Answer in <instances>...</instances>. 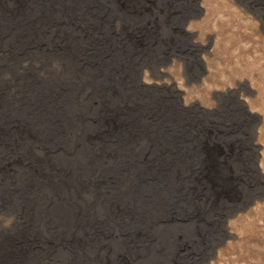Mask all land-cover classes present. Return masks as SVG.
<instances>
[{"label":"rangeland","instance_id":"374dc122","mask_svg":"<svg viewBox=\"0 0 264 264\" xmlns=\"http://www.w3.org/2000/svg\"><path fill=\"white\" fill-rule=\"evenodd\" d=\"M18 1L0 8L23 57L0 77V264H264V0ZM34 44L55 52L30 62ZM77 59L80 109L60 92ZM73 126L100 146L63 145Z\"/></svg>","mask_w":264,"mask_h":264},{"label":"bare ground","instance_id":"6f19581e","mask_svg":"<svg viewBox=\"0 0 264 264\" xmlns=\"http://www.w3.org/2000/svg\"><path fill=\"white\" fill-rule=\"evenodd\" d=\"M114 1H116V0H114ZM132 1V2H131ZM131 1H128V4L126 5V8L128 7V6H130V8H129V10H131V12H133V11H135V10H137L138 9V11H140L141 9H145L146 7H150L151 6V3L149 2V0H131ZM24 5V3H20L18 0H0V8L4 11V13L5 14H13V13H16V12H18L21 8H22V6ZM60 14V13H59ZM82 20V19H81ZM61 27L58 25L57 26V30L54 32V26H53V34H52V37H49L50 39H49V44H51L52 43V41H56L57 39H55V37L58 35H56V32L60 29ZM49 30H50V32H51V29L49 28ZM64 30H67V29H64ZM49 32V33H50ZM42 35V34H41ZM63 35V34H62ZM65 35V34H64ZM61 36V35H60ZM7 37H6V33H4V32H0V53L1 52H3L4 54L5 53H8V55L7 56H9L10 58H14L13 60L11 59L10 60V58L9 57H7V59L8 60H6L7 62L8 61H10L9 62V65H6V69H1L0 68V77H1V75H3L2 73H8V74H10V76L11 75H14L13 74V71H12V67H14L13 66V64L15 63V61L14 60H22L23 59V57H19V56H17L16 55V52H17V49H15V48H8V47H6V49L5 48H3L2 47V44L1 43H3V41L6 39ZM29 38H31V37H29ZM44 38V37H43ZM33 39V38H32ZM38 40V39H37ZM48 40V39H47ZM15 41V40H14ZM18 41V40H17ZM54 41V42H55ZM8 42V41H7ZM13 42V41H12ZM8 44V43H7ZM6 44V45H7ZM17 44V43H16ZM15 45V44H14ZM48 46V45H47ZM28 48V47H27ZM32 50H34L32 53V56L30 55L31 54V52L30 53H26L25 55V57H26V60H29L30 62L31 61H33V58L32 57H40L42 54L44 55L43 57H40V58H44V57H48L49 55H48V51H47V49H50V51H52L51 53H53V52H55V50H54V48H53V46H51V48H49V47H45V46H43V45H36V44H34L33 46H32V48H31ZM10 52V53H9ZM63 52V51H62ZM82 52V51H81ZM51 56L53 55V54H50ZM172 56V55H171ZM171 56H169V57H171ZM62 57V56H61ZM85 57L87 58V54L85 53ZM0 59L2 60L3 58L0 56ZM46 60V58H44V59H42V60H39V63H44V62H46L45 61ZM81 61V60H80ZM80 61H78V59L74 62V64H73V67L72 66H70L71 67V70L70 71H72V74H73V76H72V78H71V83H70V85L69 86H67V87H65V88H62L61 89V93L62 94H66V93H68V94H71L72 96H73V98L74 99H77V104H76V106L78 107L77 109H80V108H82V105H80V103H83V102H79V97H80V94H82V93H84V92H82V88H81V84H80V81H79V77L81 76V75H83V73H82V70H80L81 69V67L83 66H78L77 67V65L79 64V62ZM2 62V61H1ZM7 62H5V64L7 63ZM47 64V63H46ZM65 64V63H64ZM0 65H1V63H0ZM68 65V64H67ZM80 65V64H79ZM48 66V65H47ZM19 68H21L20 67V64H19V66L16 68L17 70L19 69ZM70 69V68H69ZM68 69V70H69ZM22 71H27V68H24V66H23V69H22ZM18 74V73H17ZM21 74V73H20ZM6 76V75H5ZM16 76V75H15ZM70 78V77H69ZM31 82V81H30ZM28 83V80H23L22 81V84H21V87H23L24 88V90H25V92H26V88H25V86H26V84ZM39 87V86H38ZM34 88V87H33ZM69 89V90H68ZM30 90H31V88H30ZM84 90V89H83ZM73 92V93H72ZM49 95V94H48ZM55 95V94H54ZM76 96H78V97H76ZM88 96H90L89 94H84L83 96H82V101H84V100H86L87 98H88ZM56 97H57V94L55 95V97L53 98V99H55L56 101L58 100V99H56ZM52 99V98H51ZM47 100H48V102L46 103V106H45V108H44V112H45V114H46V116H47V118L48 119H50L51 120V122L52 123H55L56 124V122L58 121V108H56L55 109V107L54 106H56V105H54V106H52L51 104H53V101H51L50 99H49V97L47 98ZM15 101V100H14ZM44 101V100H43ZM46 102V101H45ZM83 105H85L86 106V103H84ZM87 107V106H86ZM91 108V107H90ZM81 112V111H80ZM89 115V114H88ZM84 116V115H83ZM91 118H93V117H91ZM95 118V117H94ZM78 120V119H77ZM78 122V121H77ZM82 123V125H83V123L84 122H81ZM93 123V122H92ZM57 126V125H56ZM74 127V126H73ZM76 128V129H75ZM73 131L74 132H71L70 133V131H68V133H67V138H64V141H62V143L64 142V144L63 145H66V146H68V140L70 139V138H73V137H75V139L77 140H80V139H86V140H88V141H90V144L92 145V146H95V144L97 143V145L98 146H100V142H99V139L100 138H95L94 137V135L92 136V135H86L87 134V132L85 131V129H80L79 127H74V129H73ZM84 132H86V134L84 133ZM92 133V132H91ZM22 133H19L18 134V138L20 139L19 140V142L21 143L22 141H25V140H29V143L32 141V139H31V137L29 138V136L27 135V134H23V135H21ZM30 135V134H29ZM72 135H73V137H72ZM92 136V137H91ZM49 142V141H48ZM28 143V144H29ZM44 143V142H43ZM69 143H71V144H74L73 145V149H74V147H75V145L77 144L76 143V141L74 142V141H72L71 142V139H70V141H69ZM35 144L36 145H38V142L36 141L35 142ZM45 144V143H44ZM65 146V147H66ZM70 146V145H69ZM43 147V146H42ZM53 150V149H52ZM84 150V149H83ZM51 151V150H50ZM73 151V150H72ZM82 151V150H81ZM69 152H70V150H69ZM55 155V154H54ZM79 155V154H78ZM23 156V155H22ZM69 157V156H68ZM71 159V158H70ZM101 161V160H100ZM73 162V161H72ZM205 162V161H204ZM220 162V160L217 162V160L216 159H214V158H211V156H208L207 157V163H205V166H206V169H205V172L203 173V176H202V179H205V185H203L202 187H201V192L202 193H204L205 195H204V197H205V200L207 201V203L209 204V205H214L216 202V199H217V192H218V190H217V187H215L216 186V182H215V179L218 177L217 176V173H218V169H219V166L217 165L218 163ZM91 163V162H90ZM99 163V162H98ZM104 164V163H103ZM22 165V162L20 161V159H14L13 160V164L11 165V166H15V167H20ZM93 165L94 164H92L91 166H88V167H86L84 170H85V172H87L89 175H90V173H92V172H94V171H96V169H97V166H96V168H93ZM74 166V165H73ZM29 168V167H28ZM74 168L76 169V167L74 166ZM10 169V166H6V167H3V172H6L7 170H9ZM81 169V168H80ZM30 170V169H29ZM60 170V169H59ZM61 170H62V168H61ZM79 170V169H78ZM38 172V171H37ZM42 172V171H41ZM56 173V172H55ZM60 173H61V171H60ZM64 173V172H63ZM63 173H62V175H63ZM41 174V173H40ZM65 174V173H64ZM82 174V173H81ZM99 174L100 173H97L96 175H94V177H92L93 179H97V177L99 176ZM205 174V175H204ZM57 175V174H56ZM82 176V175H81ZM64 177V176H63ZM49 178V177H48ZM86 179V178H85ZM64 180V179H63ZM67 180H69L68 178H67ZM52 181V180H51ZM45 182H46V180H45ZM78 182V181H77ZM87 182V181H86ZM52 183V182H51ZM59 183V182H58ZM98 183V182H97ZM54 184V183H53ZM65 184V183H64ZM202 184V183H201ZM56 186V185H55ZM59 186V185H58ZM57 186V187H58ZM62 186V185H61ZM60 186V187H61ZM69 186V185H68ZM98 186V185H97ZM59 187V188H60ZM92 187V186H91ZM75 188V187H74ZM100 188H101V186H100ZM64 191V190H63ZM68 191V190H67ZM95 191V190H94ZM78 192H79V190H78ZM214 195H216V199H214L213 197H214ZM92 197V196H91ZM211 205V206H212ZM108 206V205H107ZM113 206V205H112ZM114 207V206H113ZM119 212V211H118ZM121 212V211H120ZM118 215V214H117Z\"/></svg>","mask_w":264,"mask_h":264},{"label":"water","instance_id":"95a60500","mask_svg":"<svg viewBox=\"0 0 264 264\" xmlns=\"http://www.w3.org/2000/svg\"><path fill=\"white\" fill-rule=\"evenodd\" d=\"M179 25H180L179 27H180L181 33H184V25H185V24H184V23H180ZM190 39H191V38H190ZM168 62H169V61H168ZM167 64H168V63H167ZM167 64H166V65H167ZM166 65H165V66H166Z\"/></svg>","mask_w":264,"mask_h":264}]
</instances>
